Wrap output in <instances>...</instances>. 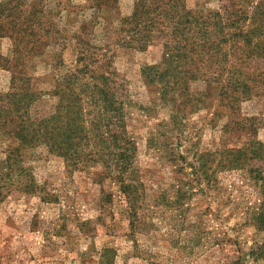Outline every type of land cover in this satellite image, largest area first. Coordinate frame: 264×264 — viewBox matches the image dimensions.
<instances>
[{
    "label": "rangeland",
    "instance_id": "1",
    "mask_svg": "<svg viewBox=\"0 0 264 264\" xmlns=\"http://www.w3.org/2000/svg\"><path fill=\"white\" fill-rule=\"evenodd\" d=\"M138 1L0 0V11L5 12L0 18L20 23V33L12 39L0 37V105L12 89L6 59L14 58L19 37L31 41L22 31H31L33 26L28 24L33 25V21L22 17L26 9L35 6L45 15L38 25L45 29L53 24L55 28L42 37L46 44L42 55L31 56L23 66L35 92L30 120L38 127L58 112L61 96L57 94L56 75L71 66L74 58L72 52L64 50L67 45H75L77 39L87 43L84 47L90 53H106L104 63L108 62L121 85L127 129L137 142L134 165L147 185L145 208L141 210L144 224L133 234L120 191L113 181L101 178L106 173L102 163L72 171L65 157L51 152L45 144L20 146L14 140L15 131L8 133L13 127L7 126L0 140V264H264V230L249 221L250 211L262 200L256 181L245 171L219 172L218 180L228 191L211 195L200 190L206 184L200 186L193 174L198 152L233 147L247 139L246 134L241 140L225 134L227 109L217 116L225 81L214 78L219 79L218 74L227 78L228 71L234 69L228 64L245 66L237 59L225 58V54L245 58L250 53L246 47L236 51L217 48L215 56L211 52L204 64L211 80L197 79L189 86L190 92H206L213 102L195 109L191 103L180 104L184 100L182 85L172 88V78L149 74L160 64L162 70L166 68L162 65V42L170 39L157 36L155 44L145 51L118 42L131 33L121 31L122 21L134 14ZM252 1V6L245 4V26L261 0ZM233 2L243 4L238 0H185L187 9L202 15ZM8 14L10 18H5ZM169 23L161 27L170 29ZM165 33L169 38L174 34L168 29ZM28 45L33 55L34 44ZM252 61L258 73L264 72V55ZM240 110L245 116L259 118L256 138L264 143V86L242 101ZM33 136L31 133L26 139ZM15 148L18 163L9 159ZM172 150L176 154H171ZM181 155L188 160H182ZM174 163L185 172H177ZM178 179L194 180L193 197L186 201L189 210L182 216L173 207L155 206L162 187H172ZM103 192L113 197L106 210L101 208ZM170 192L173 196L174 190Z\"/></svg>",
    "mask_w": 264,
    "mask_h": 264
},
{
    "label": "trees",
    "instance_id": "2",
    "mask_svg": "<svg viewBox=\"0 0 264 264\" xmlns=\"http://www.w3.org/2000/svg\"><path fill=\"white\" fill-rule=\"evenodd\" d=\"M238 1L243 4L238 6V2H233L234 4L225 5L220 11L202 15L194 14L187 9L185 0H139L134 14L122 21L121 31L131 33L118 39V42L145 51L150 45L155 44L154 39L157 36L170 39L162 42L165 51L162 65H166V68L162 70L160 64L149 74L172 78V88L176 87L175 85H182L181 94L184 100L180 104L191 103L194 109L206 105L207 102H213L212 96L203 91L190 92L189 86L191 81L197 79L211 80L204 72V64L209 54L211 57L212 52L215 56L214 52L222 48L236 51L246 47L250 55L245 58L225 54V58L228 56L237 59L239 63H245V66L221 62L234 69L228 71L227 78L218 74L220 78L214 80L225 81L221 86L217 112V116H220L221 110L226 108L229 114L225 134L227 136L233 134L236 140H241L246 134L247 139L233 147L224 146L215 151L198 152L193 174L200 186L204 182L206 184V188L200 190L214 195L212 192L219 194L228 191V188L218 180L219 172L232 170L248 172L250 180L256 181L262 195V200L250 211L249 221L263 231L264 143L256 138L260 125L259 118L243 115L240 105L264 86V72L258 73L259 71L250 63L264 55V0L255 5L250 17L251 22L246 23V26L243 24V21H246L245 4L252 6L253 1ZM32 9H26L22 17L23 20L33 21V25L28 24V27L33 26L31 31H22L29 34L28 40L31 41L25 42L26 38L19 37L13 50L14 58L6 59V66L12 73V89L4 96L5 100L0 105V140L5 136L2 130L12 126L8 133L12 135L11 132L15 131L14 140L20 146L45 144L51 152L65 157L72 171L84 170L91 164L102 163L106 173L101 178L113 181L120 191L121 201L126 205L131 232L136 234L139 226L144 224L141 210L145 208L143 202L147 185L143 181L141 170L134 165L138 151L137 142L127 129L121 85L108 62L104 63L107 54L90 53L84 47L87 43L77 39L75 45L65 47L64 50L72 52L74 58L71 66H65L56 75L57 94L61 96L58 112L36 127L37 124L35 125L28 116L35 92L29 87L30 78L24 73L23 66L31 56L33 58L42 55L46 47L42 37L48 36L49 30L55 26L51 24V28L44 29L43 25H38L45 15L35 6ZM4 13V10H1L0 17L2 15L4 17ZM223 13L226 14L222 15ZM5 18H10V14ZM0 22H2L0 37L9 36L12 39L14 34L20 33V29H17L20 24L18 20L10 19L6 22V19L3 21L0 18ZM167 22H171V25L168 24L170 27L167 28L168 32H174L171 38L165 33L167 29L161 27L167 26ZM125 24L131 28L128 30ZM194 25L199 29L194 31ZM37 27L39 32L36 31ZM29 42L34 44L32 48L30 47L34 50L33 55L28 49ZM92 114L95 115L93 119L90 118ZM31 133L34 136L29 141L26 137ZM91 144L93 149H88V145ZM174 152L172 150L171 154H176ZM15 153H19L17 148L13 150L9 159L10 161L14 159L18 163L19 154ZM180 157L185 162L188 160L186 155ZM175 166L177 172H185L183 166L176 164ZM192 181L194 180L178 179L176 184H172L173 189L162 187V193L155 206L173 207L182 216L189 210L186 201L193 197ZM171 190H174L173 196L170 195ZM112 200L111 193L103 192L101 208L106 210ZM100 219L102 220V217H99V221ZM255 254L256 251L253 255Z\"/></svg>",
    "mask_w": 264,
    "mask_h": 264
}]
</instances>
